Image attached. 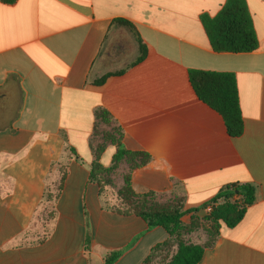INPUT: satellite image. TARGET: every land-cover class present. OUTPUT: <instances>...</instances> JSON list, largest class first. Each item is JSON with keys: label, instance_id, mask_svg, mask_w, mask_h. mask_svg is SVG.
<instances>
[{"label": "crops", "instance_id": "crops-1", "mask_svg": "<svg viewBox=\"0 0 264 264\" xmlns=\"http://www.w3.org/2000/svg\"><path fill=\"white\" fill-rule=\"evenodd\" d=\"M226 1L0 2V264H103L114 251L115 264H142L170 236L114 211L128 174L136 195L182 205L185 225L227 187L250 186L254 203L235 227L221 224L200 264H264V0H246L258 48L218 53L202 16ZM138 36L148 52L136 64ZM191 70L236 76L241 136L197 97ZM119 147L149 161L124 158L101 193L91 165L112 167ZM200 227L184 241L205 245L193 240Z\"/></svg>", "mask_w": 264, "mask_h": 264}, {"label": "trees", "instance_id": "trees-1", "mask_svg": "<svg viewBox=\"0 0 264 264\" xmlns=\"http://www.w3.org/2000/svg\"><path fill=\"white\" fill-rule=\"evenodd\" d=\"M0 2L3 4H14L17 0H0ZM116 22L122 21L117 20ZM202 23L215 52L249 53L258 48V37L246 0H227L216 16H202ZM138 43L140 54L136 64L140 63L148 52L146 45L143 44L139 36ZM106 79L107 76L96 81L95 85L103 84ZM189 79L197 97L222 116L227 133L233 138L241 136L244 132V122L236 76L232 73L191 70ZM107 117V113L102 114V118L106 119ZM137 156L142 157L141 165H145L149 161L147 155L132 153L123 147H119L113 157L112 167H104L99 162V158L92 163L90 180L99 185L102 193L105 187L104 180L108 182L107 180L110 176L108 174L113 168L118 167L124 158L130 163H135ZM136 166L134 164L131 170L136 169ZM62 172L63 177L58 186L59 193L63 190L67 175L65 168H62ZM118 196L119 208L114 211L141 217L150 229L160 227L170 236V240L154 247L142 264H152L156 258L162 256L174 243L177 244V250L165 264H200L206 248L213 245L221 224L224 223L228 227H235L244 218L247 207L255 201L254 191L247 185H232L216 195L212 200V203L216 205L213 207L211 214L207 216V222L211 224L214 230L212 240L205 245H198L187 243L183 239L184 234L199 228L200 223L191 222L189 225H185L182 218L188 212L183 210L182 205L164 206L153 202L149 195H136L131 187L130 174L125 176L124 186L118 192ZM235 197L240 199L233 200ZM53 198L52 194H47V199L53 200ZM220 200H224L223 203H219ZM89 249L90 239L88 236L85 250L89 251ZM122 255L123 251L111 252L106 255L103 264H115Z\"/></svg>", "mask_w": 264, "mask_h": 264}, {"label": "rangeland", "instance_id": "rangeland-1", "mask_svg": "<svg viewBox=\"0 0 264 264\" xmlns=\"http://www.w3.org/2000/svg\"><path fill=\"white\" fill-rule=\"evenodd\" d=\"M125 47H126L125 51L124 52L121 51V52H123V53H129V52H131V48H130L129 45H126ZM121 52L119 51V53L122 55ZM107 181L110 184H113L112 183V178H110V180L108 179ZM112 195H113L114 198H118L119 197L118 196V191H116V189L112 193ZM212 210H213V208H212ZM212 210L205 217L198 218V219H194V221H192V223H195V224L197 222L200 223V226H201L200 229L196 232L197 233V236L196 237H193V238H196V239H193V240H195V241L198 240L200 242H206V243L211 242L212 236L214 234V230L212 229L211 224H209L207 222V216H209L211 214ZM162 264H164V262Z\"/></svg>", "mask_w": 264, "mask_h": 264}, {"label": "built area", "instance_id": "built-area-1", "mask_svg": "<svg viewBox=\"0 0 264 264\" xmlns=\"http://www.w3.org/2000/svg\"><path fill=\"white\" fill-rule=\"evenodd\" d=\"M212 208H213V205H211V207H210V211L212 210Z\"/></svg>", "mask_w": 264, "mask_h": 264}]
</instances>
